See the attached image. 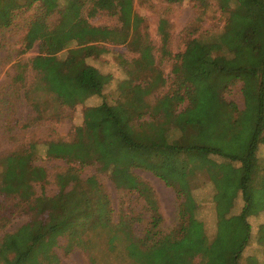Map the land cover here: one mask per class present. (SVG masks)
Masks as SVG:
<instances>
[{
  "label": "trees",
  "instance_id": "16d2710c",
  "mask_svg": "<svg viewBox=\"0 0 264 264\" xmlns=\"http://www.w3.org/2000/svg\"><path fill=\"white\" fill-rule=\"evenodd\" d=\"M233 2L225 29L215 41L191 40L187 44L175 70L176 89L171 95L156 100L151 107L146 101L151 86H143L141 94L140 85L130 79L129 72V77L117 84L119 99L115 104L103 102L95 106L91 114L94 118L75 129L73 141L42 144L49 158L98 164L116 187L138 191L153 206L149 187L132 175L130 169L135 164L128 158L131 153L146 152L150 158L142 167L183 197L178 228L161 234V217L156 214L145 235L136 238L125 223L113 225L107 218L106 201L95 178L86 179L87 188H82L79 177L71 172L57 177L59 192L55 197H34L32 183L45 181L46 171L32 165V153L37 148L32 144L29 152L6 157L0 178V193L16 196L33 214L16 233L20 238L28 237V245L10 264L57 262L53 249L68 229L69 246H80V235L87 231L104 232L107 252L120 246L121 255L131 264H195L197 257L202 264H239L249 243L247 217L254 212V192L264 194V174L260 175L256 157L264 141V0ZM87 3V17L105 11L117 15L121 26L108 29L89 24L83 16ZM132 3L133 0H0V29L10 27L21 9H38L27 28L24 50L38 43L39 54L31 65L39 81L62 105L74 107L90 97L102 96L110 76L86 60L94 54L92 44H125L135 35L141 19L134 13ZM52 14L58 19L50 27L47 22ZM65 50L66 57L56 59ZM217 51L221 55H216ZM53 58L58 63H53ZM134 63L140 67L138 70L151 67L147 45L142 46L140 59ZM236 82L243 84L242 111L222 97ZM183 103L186 106L178 110ZM146 115L148 120H143ZM171 133L177 137L172 139ZM200 156H215L222 161L210 159L209 166L204 167ZM234 162L239 163L236 173L230 165ZM202 168L207 169L213 186L217 220L214 239L206 247L201 242L203 225L196 217L198 205L187 181ZM231 187L240 194L243 207L230 218L233 204L224 192ZM258 207L262 209L264 204Z\"/></svg>",
  "mask_w": 264,
  "mask_h": 264
},
{
  "label": "rangeland",
  "instance_id": "374dc122",
  "mask_svg": "<svg viewBox=\"0 0 264 264\" xmlns=\"http://www.w3.org/2000/svg\"><path fill=\"white\" fill-rule=\"evenodd\" d=\"M233 1L133 0V11L141 19L135 35L128 38L125 44H114L110 41L92 44L94 54L86 60L87 64L110 76L102 96L90 97L74 107L62 105L39 81L40 76L31 65V61L39 54L38 43L30 50H24L27 28L38 9L32 6L17 12L13 24L6 29H0V178L6 157L29 152L30 145L36 144V150L31 152V163L45 169L46 179L32 183L34 197H55L59 192L57 177L61 174L74 173L82 182V188H87L84 182L93 177L104 195L106 216L113 225L125 223L136 238H141L149 228L152 218L158 214L161 217L158 226L161 234L176 230L179 226V205L183 197L176 193L175 188L167 186L151 171L142 167L150 158L146 152L137 151L128 158L135 164L130 169L132 175L149 187L148 194L152 197L153 206L138 191L116 187L109 174L101 171L98 164L70 163L49 158L45 155L42 144L73 141L75 129L82 126L87 119L94 118L91 114L95 106L103 102L115 104L119 99L117 84L129 77V72H132L130 79L133 78V82L140 85L141 94L144 92L143 86H151L152 92L146 97L151 107L156 100L171 95L176 89L175 70L187 44L191 40L206 43L215 41L225 29L229 12L234 8ZM89 7L90 3H87L83 16L92 26L108 29L121 26L117 15L105 11L87 17ZM57 19L58 16L52 14L48 25L53 27ZM144 45L150 48L152 64L149 69L138 70L140 67L134 61L140 59V49ZM221 53L217 51L215 54ZM66 55L67 50L62 51L56 55V59H64ZM56 59L53 58L52 62L58 63ZM242 87V82H236L222 93L223 99L233 103L237 111L245 108ZM185 106L186 103L181 104L178 110H183ZM148 118L149 115H146L143 120ZM171 136L174 139L177 134L171 133ZM256 157L262 175L264 141L259 144ZM210 159L222 161L215 156H200L199 162L207 167ZM230 165L235 168L233 171L236 173L239 163ZM206 170L197 169L187 180L198 205L196 217L203 225L201 242L205 247L214 239L217 227L215 205L212 201L214 190ZM71 186L70 184L66 190ZM255 192L254 212L247 217L250 226L249 243L241 254L239 264H264V207H258L259 204H264V194L258 190ZM224 194L233 204L228 214L231 218L239 214L243 201L234 187L227 189ZM25 205L16 196L0 193V244L6 239L0 248V264H10L16 254L28 245V237L20 238L21 235L16 234L33 217L31 209ZM70 232L68 229L53 249L57 262L49 263L45 260L42 264H131L121 255L120 246L110 253L107 252L104 232L87 231L80 235V246H69ZM91 258L94 262H91ZM194 262L202 264L200 257Z\"/></svg>",
  "mask_w": 264,
  "mask_h": 264
}]
</instances>
